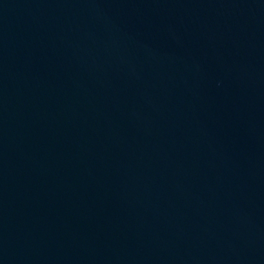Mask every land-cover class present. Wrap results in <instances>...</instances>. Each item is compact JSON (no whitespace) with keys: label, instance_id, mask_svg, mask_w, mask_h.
I'll use <instances>...</instances> for the list:
<instances>
[{"label":"water","instance_id":"95a60500","mask_svg":"<svg viewBox=\"0 0 264 264\" xmlns=\"http://www.w3.org/2000/svg\"><path fill=\"white\" fill-rule=\"evenodd\" d=\"M0 264H264V0H0Z\"/></svg>","mask_w":264,"mask_h":264}]
</instances>
